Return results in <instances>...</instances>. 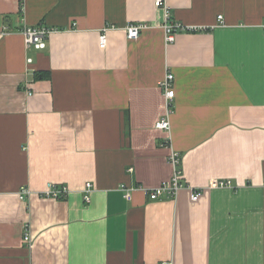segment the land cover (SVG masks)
<instances>
[{
    "label": "crops",
    "instance_id": "0c3cea01",
    "mask_svg": "<svg viewBox=\"0 0 264 264\" xmlns=\"http://www.w3.org/2000/svg\"><path fill=\"white\" fill-rule=\"evenodd\" d=\"M166 3L186 27L168 43L154 0H0V264H264V0ZM38 25L46 48H27ZM172 151L186 186L151 201Z\"/></svg>",
    "mask_w": 264,
    "mask_h": 264
},
{
    "label": "built area",
    "instance_id": "2783aa9c",
    "mask_svg": "<svg viewBox=\"0 0 264 264\" xmlns=\"http://www.w3.org/2000/svg\"><path fill=\"white\" fill-rule=\"evenodd\" d=\"M154 6L157 9H161L164 12L165 21L162 25L164 34H165V40L166 42H172L174 40L175 33L180 30H185V26L181 25L180 23L173 22L170 20L169 15V8L167 6L166 0H154ZM219 20L221 22V17H219ZM153 25H149L147 23H132L127 25L124 30L126 34L127 39H137L140 35V33L148 29L149 27H152ZM264 30V24L262 25ZM115 29L113 25H106L101 30V36L99 38L100 46L105 47V32ZM53 29H50L43 25L38 26H24L19 33L22 35L24 39L25 46L33 47L38 50H42L46 48L47 39L49 35L53 32ZM12 31L6 24H0V37L10 34ZM27 63H31V59H27ZM161 90L163 91V97L166 104V116L159 121L156 124V127L162 131H169L170 130V124L167 119V116L169 113H171L172 110V101L175 96V92L173 89V75L170 72H167L164 80L162 81ZM168 162L173 168V174L170 179L161 182L159 185L153 188L149 189H139L142 190L145 195L149 198L151 201H158V200H174L177 197V194L179 191L185 187L186 185L181 180V171L179 169L181 157L179 153L176 151H172L168 157ZM221 187H230L231 184L229 181H220L218 183ZM93 189V186L90 182H87L85 184V187L83 189V201L84 203L88 204L90 202V193ZM137 188L135 187H127L126 185L120 186V191L123 193V197L126 201H130L132 199V194ZM69 190L66 186L60 185H51L47 188V191L45 193L46 197L53 198L55 200H61L67 197ZM29 194V191L26 188H23L19 192V198L24 199L25 196ZM198 198V193L193 191L191 194V199L196 200ZM24 242L30 246L31 245V238L28 232H25V235L23 237Z\"/></svg>",
    "mask_w": 264,
    "mask_h": 264
},
{
    "label": "trees",
    "instance_id": "16d2710c",
    "mask_svg": "<svg viewBox=\"0 0 264 264\" xmlns=\"http://www.w3.org/2000/svg\"><path fill=\"white\" fill-rule=\"evenodd\" d=\"M34 77H35V80L46 79V78H49V73L48 72H36Z\"/></svg>",
    "mask_w": 264,
    "mask_h": 264
}]
</instances>
